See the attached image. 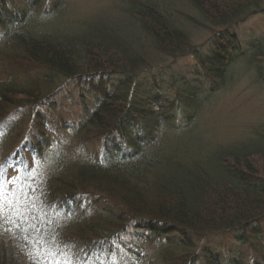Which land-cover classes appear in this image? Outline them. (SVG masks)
Masks as SVG:
<instances>
[{
    "label": "trees",
    "instance_id": "1",
    "mask_svg": "<svg viewBox=\"0 0 264 264\" xmlns=\"http://www.w3.org/2000/svg\"><path fill=\"white\" fill-rule=\"evenodd\" d=\"M44 1L0 0V264H19L16 251L42 264L48 240L54 258L112 262L131 234L157 249L152 264H264V143L191 139L236 64L264 81V35L243 45L225 29L264 0H122L121 18L61 37L41 31L59 13ZM197 28L215 29L204 53L189 44ZM186 50V74L161 65ZM62 79L78 113L48 133L42 107L62 111L48 106ZM210 234L231 236L237 252L200 249Z\"/></svg>",
    "mask_w": 264,
    "mask_h": 264
},
{
    "label": "rangeland",
    "instance_id": "2",
    "mask_svg": "<svg viewBox=\"0 0 264 264\" xmlns=\"http://www.w3.org/2000/svg\"><path fill=\"white\" fill-rule=\"evenodd\" d=\"M57 3L58 18H53V21H50V24L41 30L42 33L49 36H70L73 35L72 33L77 34L83 27L90 24H105L106 21L109 22L111 19L113 21L117 20L125 14L124 10L126 9L122 0H58ZM50 5L51 0L44 1V8L49 9ZM262 8L263 10L257 14L232 20L225 29L230 33H234L241 44L247 45L254 39L264 35V3ZM214 31L215 29L207 28L192 30L190 46L200 53L208 51ZM191 53L192 50H186L185 56L178 58L176 61L163 57L160 59L162 60L161 65H171L172 71L176 75L177 73L186 74L195 64V59ZM159 65L157 64V66ZM261 65L264 66V64ZM257 72L258 70L255 67L248 68L239 64L231 69L230 76L232 77L229 78L226 86L220 90L215 99L207 103L196 120L198 123L197 130L192 132L191 139L197 149L199 147L200 149L201 147L214 149L215 147L237 146L247 143L259 145L264 143V81H262L260 73ZM261 73L264 74L263 67ZM59 84H62V98H54L53 102L50 100L48 106L59 107L61 105L62 111L49 112L45 111L44 106L42 107L45 115L48 116H46V119L49 121V125L45 129L48 133L54 129L55 121L61 120L70 123L78 113V107L74 99V89L70 83L64 82L63 79L60 80ZM13 119H15V116ZM23 133L27 135V130ZM34 133L35 129L31 132V135ZM101 146V141L94 145L96 149L101 148ZM200 149L196 152L198 153L197 158L201 160L205 155ZM7 175L8 178L15 177L17 173L10 172ZM5 198L6 195L3 197L0 193V213L6 210V206H3L7 204ZM34 208H37V211H35L37 217L43 216L44 212H41V209L37 206ZM29 209L31 208L22 212L19 209L17 213H20L21 217H25L26 214L30 213ZM47 213L49 214L50 211ZM54 217L56 219L60 218L59 214H55ZM137 235L134 237L131 234L124 237V247L118 248L112 262L98 260L91 263L90 260L85 261L81 257H77L78 254L74 257L73 255L76 253L74 250H66L63 256L54 258L55 248L51 246L53 241L51 240V243H49L50 240H48L45 244L39 245L41 247L40 251H45L42 264H152L158 257L156 254L157 249L148 243L145 235ZM6 238H4V241L9 244V239ZM39 242L42 241L37 239L35 244L38 245ZM54 247L56 246L54 245ZM198 247L200 249L207 248L223 256L237 252L236 245L231 236L227 234L206 235L199 240ZM16 253L20 256L13 257V259L15 258V261L19 264H26L24 254L22 255L20 251H16Z\"/></svg>",
    "mask_w": 264,
    "mask_h": 264
}]
</instances>
